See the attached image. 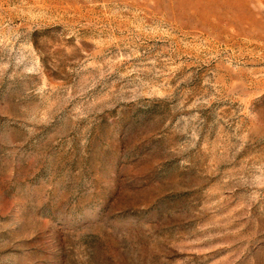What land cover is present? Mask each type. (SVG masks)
Instances as JSON below:
<instances>
[{"label": "rangeland", "instance_id": "1", "mask_svg": "<svg viewBox=\"0 0 264 264\" xmlns=\"http://www.w3.org/2000/svg\"><path fill=\"white\" fill-rule=\"evenodd\" d=\"M0 264H264V0H0Z\"/></svg>", "mask_w": 264, "mask_h": 264}]
</instances>
